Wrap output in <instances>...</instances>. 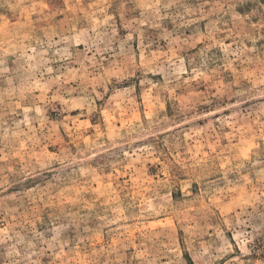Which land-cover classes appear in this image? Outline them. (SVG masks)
I'll return each mask as SVG.
<instances>
[{
    "label": "rangeland",
    "instance_id": "obj_1",
    "mask_svg": "<svg viewBox=\"0 0 264 264\" xmlns=\"http://www.w3.org/2000/svg\"><path fill=\"white\" fill-rule=\"evenodd\" d=\"M0 264H264V0H0Z\"/></svg>",
    "mask_w": 264,
    "mask_h": 264
}]
</instances>
